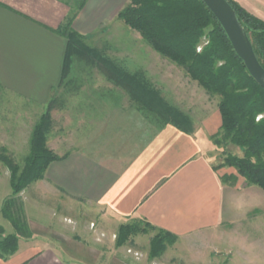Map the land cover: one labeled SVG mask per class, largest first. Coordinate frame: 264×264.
Listing matches in <instances>:
<instances>
[{"label":"crops","instance_id":"obj_1","mask_svg":"<svg viewBox=\"0 0 264 264\" xmlns=\"http://www.w3.org/2000/svg\"><path fill=\"white\" fill-rule=\"evenodd\" d=\"M231 1L264 21V0ZM128 3L0 0V94L25 103V111L54 103L46 143L62 159L33 185L38 192L89 207L91 223L114 226L97 228L101 233L114 234L121 224L144 221L177 238L170 247L175 253L176 245L217 238L223 225L237 221L239 207L248 209L254 197L263 202L264 196L251 188L255 186L241 191L245 182L235 169L214 170L222 151L210 140L221 126L217 98L151 49L143 55L139 35L117 19ZM72 14L71 29L85 45L99 48L102 63L116 73L73 57L63 77V31ZM158 98L187 118V130L160 123L148 107ZM0 173L9 186L8 175ZM230 175L236 176L233 186L221 181ZM28 245L0 258V264H90L72 245L38 239ZM118 251L122 260L116 264H149ZM165 255L160 260L166 263L178 256Z\"/></svg>","mask_w":264,"mask_h":264},{"label":"trees","instance_id":"obj_2","mask_svg":"<svg viewBox=\"0 0 264 264\" xmlns=\"http://www.w3.org/2000/svg\"><path fill=\"white\" fill-rule=\"evenodd\" d=\"M226 1L235 12L264 69V21L250 15L237 3ZM73 18L74 14L66 21L63 31L67 40L63 77L68 73L73 57L95 61L108 68L109 73H116V70L112 71L102 63L103 56L87 48L81 37L71 29ZM117 19L131 31L137 32L153 52L182 69L207 94L218 97L221 126L210 140L217 148L230 145L240 155H224L223 163L214 170L233 168L247 186L264 191V90L250 77L222 27L205 4L201 0H129L128 5L117 14ZM203 38L207 44L197 52ZM151 94L154 97V93ZM157 100V104L151 102L152 105L148 107L157 115L160 123H172L187 130V118L160 98ZM50 126L49 117L45 114L33 127L29 153L22 167L4 155L5 149L0 148V163L9 171L12 192V198L2 205L1 215L15 233L0 241L1 259H7L17 252L18 237H30L21 215L15 212L14 197L41 181L49 165L62 159L47 147ZM221 181L233 186L236 176H223ZM148 232L155 233L149 244L150 259L161 257L177 239L144 221H135L119 228L116 246L130 243L134 236Z\"/></svg>","mask_w":264,"mask_h":264},{"label":"rangeland","instance_id":"obj_3","mask_svg":"<svg viewBox=\"0 0 264 264\" xmlns=\"http://www.w3.org/2000/svg\"><path fill=\"white\" fill-rule=\"evenodd\" d=\"M131 32L135 36L138 34L134 31ZM139 37L141 38L140 35ZM141 40L143 41L142 38ZM83 44L85 43L83 42ZM206 44L207 41L203 38L197 52H200ZM85 46L96 50L99 56H104L99 48L90 46V43ZM128 47L130 46L128 45ZM140 48L143 49V55H147L150 49L144 41L143 46ZM130 52L133 53L134 50L130 49ZM154 54L156 53L154 52ZM93 63L97 64L95 61ZM101 66L105 69L103 65ZM175 68L179 72H184L178 67ZM213 97L219 100L218 97ZM23 104L25 103L17 98L8 99L0 94V148L5 149L4 155L20 167L23 166L29 153V142L33 127L40 117L45 114L48 115L52 126L54 116L52 112L54 103H51L46 109L33 105L27 111H25L26 107ZM6 118L7 123L5 122ZM219 149L222 151L216 167L223 163L224 155H240V152L230 145ZM3 170L8 175L9 184V171L0 163V172ZM3 180H5V176H1L0 173V202L5 193L9 194L0 203V241L9 235L15 234L11 224L1 215L4 201L12 198L10 186L2 183ZM36 183L14 197L16 199L15 212L17 215H21L25 227L30 233L29 238L18 237V249L27 248L33 239H38L51 244L61 243L62 246H75L79 249V256L90 264H116L117 260H122L121 256L118 255V250H125V253L134 260L149 261V264H153V261H156L155 264H264V200L262 202L260 197H254L255 204L248 209H240L239 207L237 221L231 225H223L221 234L217 235V238L206 242L199 241L196 246H193V244L176 245L174 247L175 253L178 255L175 257L176 261L166 263L160 259L165 253H167L165 256L175 255L170 247L176 242L168 246L163 255L157 259L149 258V244L155 235L154 232L134 236L130 239V243L117 247L116 240L119 228L133 222L119 225L114 234L101 233L96 229L102 227L108 230L114 226L103 224L99 227L94 222L91 223L93 210L89 207L66 198H59L60 195L50 194L42 189L38 192L33 187ZM247 187L250 186L245 184L241 191H246ZM251 188L258 190L264 196V191L258 187ZM255 207L258 209H255ZM198 245L199 249L197 248ZM243 251L245 253H240ZM241 254L244 256H241Z\"/></svg>","mask_w":264,"mask_h":264},{"label":"water","instance_id":"obj_4","mask_svg":"<svg viewBox=\"0 0 264 264\" xmlns=\"http://www.w3.org/2000/svg\"><path fill=\"white\" fill-rule=\"evenodd\" d=\"M227 36L233 51L243 62L250 77L264 90V69L259 64L251 43L235 12L226 0H201Z\"/></svg>","mask_w":264,"mask_h":264}]
</instances>
